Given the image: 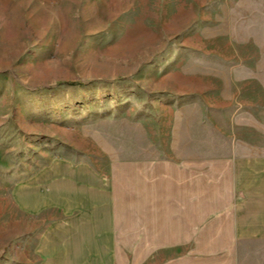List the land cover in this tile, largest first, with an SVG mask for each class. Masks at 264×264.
I'll return each instance as SVG.
<instances>
[{
    "label": "rangeland",
    "instance_id": "obj_1",
    "mask_svg": "<svg viewBox=\"0 0 264 264\" xmlns=\"http://www.w3.org/2000/svg\"><path fill=\"white\" fill-rule=\"evenodd\" d=\"M260 130L264 0H0V264L37 263L81 166L114 185L124 264L210 257L199 196Z\"/></svg>",
    "mask_w": 264,
    "mask_h": 264
},
{
    "label": "crops",
    "instance_id": "obj_2",
    "mask_svg": "<svg viewBox=\"0 0 264 264\" xmlns=\"http://www.w3.org/2000/svg\"><path fill=\"white\" fill-rule=\"evenodd\" d=\"M261 132V138L235 142V148L244 150L229 153L224 183L213 187V198L207 202L211 209L199 196L194 225L200 237L198 244L221 246L207 258L197 252L196 264H264V131ZM63 179L72 187L57 193L49 205L55 218L38 241L36 264H124L119 249L124 226L113 183L87 166L71 169ZM206 213L212 218L206 220ZM207 228L213 230L206 231ZM134 233L136 243L141 244L137 225ZM148 242L158 240L150 236Z\"/></svg>",
    "mask_w": 264,
    "mask_h": 264
}]
</instances>
